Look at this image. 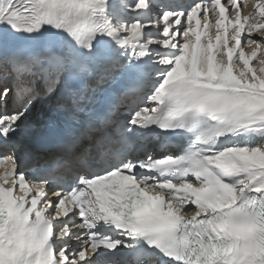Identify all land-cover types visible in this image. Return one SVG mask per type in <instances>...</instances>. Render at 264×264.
Returning <instances> with one entry per match:
<instances>
[{"label": "snow or ice", "instance_id": "1", "mask_svg": "<svg viewBox=\"0 0 264 264\" xmlns=\"http://www.w3.org/2000/svg\"><path fill=\"white\" fill-rule=\"evenodd\" d=\"M243 8L0 0V264H264V0Z\"/></svg>", "mask_w": 264, "mask_h": 264}]
</instances>
